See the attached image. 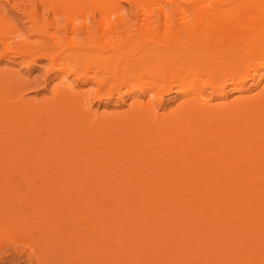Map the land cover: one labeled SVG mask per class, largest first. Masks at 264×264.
I'll return each instance as SVG.
<instances>
[{"label": "bare ground", "instance_id": "1", "mask_svg": "<svg viewBox=\"0 0 264 264\" xmlns=\"http://www.w3.org/2000/svg\"><path fill=\"white\" fill-rule=\"evenodd\" d=\"M5 1L10 4V0ZM71 2V9L97 12L104 22L103 34L112 33L114 43L106 46L102 57L85 59L95 47L90 25L85 28L86 36H77V27L72 26L73 36L64 39L70 51L64 58L54 54V48L62 42L56 36L44 44L26 46L22 37L26 28L16 38L22 47L12 52L13 15L4 11L0 0V59L10 53L18 54L22 64L26 59L28 64L37 57L47 58L54 68L57 60L63 61L58 68L64 72L63 81L53 101L34 103L19 94L18 100L4 107L0 115V138L16 141L13 146L8 145L10 150L0 149V158H7V163L0 160L1 170L26 171L31 167L23 165L33 162L28 161L29 155L22 157L26 160L22 165L18 162L22 159L14 155L22 153L21 142L25 140L21 138H33L38 129L44 130V123L37 125L32 116L45 113L50 123L62 128V135L57 137L61 139H53L52 143L50 138L55 135H51V142H46L48 147V143L55 147L59 142V153L58 148L56 154L46 150L37 155L43 167L41 156L52 166L41 171L44 179L49 176L55 183L51 184L72 189L77 205H83L80 211L86 212L82 230L86 235L81 238L75 233L76 241L69 237L64 245L59 242V252L64 247L66 259L67 254H77L78 263L73 259L76 264H264V0ZM124 3L128 4L127 9ZM128 14L135 21L141 19L149 29L158 30L163 25L165 32L172 30L160 38L142 39L136 60L148 69H141L144 73L139 76H128L119 70L126 46L113 31L117 24L114 21L121 25L128 20ZM35 17L30 16L31 30L37 26ZM93 23L96 30L100 29L99 23ZM73 61L86 66L83 77L88 76L87 67L95 62L106 71L113 62L117 64L107 71L111 73L108 77L118 82L113 89L119 90L122 83L140 81L143 96L159 88L168 93L175 86L190 98L171 115L158 113L160 101L156 107L133 106L128 116L111 121L90 116L88 109L78 114L63 107V100L73 94V87L66 80L69 74L76 76L77 69L67 70L65 66ZM208 75L209 80H203ZM17 76L0 71V95L8 89L13 94L25 90L27 82ZM249 82L259 88L257 92L248 93ZM206 85L210 87L208 92ZM228 91L240 95L227 101ZM16 122L26 126L23 137L22 129L17 136L9 135L8 128ZM112 129L116 134L109 133ZM43 134L44 131L38 133L40 137ZM153 139L160 140L161 145L152 150L149 144ZM165 139L174 142L167 143ZM42 141L44 144V138ZM98 142H103L104 149ZM5 152L10 154L1 157ZM83 187L92 188V198L81 195ZM132 188L140 193H136L138 199L128 197L125 190ZM98 190L108 195L106 202L100 199ZM162 190H171L172 197L160 195ZM179 196H183L182 202ZM174 210L179 211V218H185L182 226L171 216ZM0 213L3 217V208ZM206 219L212 225L206 227ZM91 235L100 241L97 243ZM186 237L194 242L185 241ZM211 240L216 241L214 246ZM61 252L56 256H61Z\"/></svg>", "mask_w": 264, "mask_h": 264}, {"label": "rangeland", "instance_id": "2", "mask_svg": "<svg viewBox=\"0 0 264 264\" xmlns=\"http://www.w3.org/2000/svg\"><path fill=\"white\" fill-rule=\"evenodd\" d=\"M1 4L5 7V12L8 11L13 15V34L15 35V38L12 40V46H14V50L12 52H14L17 48L22 47V44L16 38L20 36V32L24 28H26V33H23L22 37L26 39V46L28 47L36 44H44L47 41H50V39L54 36L60 38L62 42L56 48H54L57 52H55V50L51 51L52 55L53 51L56 55L58 53L61 54L59 58H64L70 53V51L68 50V44L65 43L64 39L73 36V25H76L77 27V30L75 32L77 36H86L85 28H87V25L91 26V40L94 41L95 47L92 51H89V57L85 59L102 57L106 50V46L108 44L114 43L112 33L108 35L103 34L105 29V27L103 26L104 22L102 21V19L100 21V16L98 13L93 10L85 13L84 11L79 9H71V0L58 1L56 3L52 2L51 0H44V2L42 0H10V4H7L5 0H1ZM123 5L125 8L128 7V4L126 3H124ZM51 6H54L53 10L50 9ZM31 15H35V19L37 21L36 28H33L32 30L30 27ZM92 16L94 17V19L92 18ZM131 16L133 18L130 17V15L129 18L131 19L128 18V20L130 21H126L125 19V21L120 22L121 25L118 24V21H114L117 22V24L115 23L117 26L114 25L115 27L113 30L118 36H120V38L124 40L125 44L123 46H126L124 47L125 54L119 64V70H124L128 76L137 74L141 75L142 73H144V71L141 69H148V66L146 64L140 63L136 60V58L140 54L139 49L144 43L142 42V39L145 37L160 38L162 36H165V34L168 35V33L172 32V30L170 29H168L170 30V32H165V30L167 29L163 25L161 26L162 28L160 27V29L158 30L149 29L141 19H137L138 21H135L134 16ZM83 17L86 18V21ZM84 22H87V24H83ZM93 22H95V24L99 23L101 27H98V25L97 27L100 29L96 30V25H94ZM64 26H66V30H63ZM175 28L176 27L172 29L174 30ZM106 36H108L109 39H107ZM89 38L90 37H88V39ZM1 48L2 45L0 42V49ZM27 60L28 59H26V62H28ZM26 62L22 64L23 61L19 59L18 54L16 55L13 53H10L8 54V56H4L0 59V71L10 72L14 75L17 73L19 77L24 78L25 82H27L26 88L22 93L20 90H18L13 94L12 90L8 89L5 95H0V115L4 112V107H9L14 100L15 102L18 100L17 96L19 94L23 97L24 100L27 99L31 102L39 104H47L53 101L56 95H58L57 91L60 88V83L61 81H63L62 76L64 75V72L59 71L58 68L61 67L60 63H62L63 61L61 59L57 60L55 62L57 63L55 65V68L54 65H52L53 67L49 66L52 63L47 58L37 57L33 62H29L28 64ZM83 65L77 64L76 61H73L70 65L65 66L68 68L67 70L77 69L76 76L80 77L84 72V68L86 67H84ZM111 65L113 66L117 64L113 62ZM111 65L109 67L113 69L116 68V66L112 67ZM49 68L54 69L50 70ZM111 68L109 70H111ZM107 71L104 69H100L98 67V62H95L87 67V77L81 76L79 79H76V76H70L69 74L66 81H68V83L73 87V94L72 97L63 100V107L70 108L73 112H76L78 114L83 111L85 112L86 109H88L90 116L92 115L94 118L97 116L101 120L102 118H106L107 120L104 121H111L129 114L128 112L132 109L133 106L135 107L136 105L138 106L140 104H145L144 106L149 105L151 107H156L159 101L160 109H158V113L171 115L178 110V107L181 103L190 98L183 92L178 91L175 86H173V91L168 93H163L162 89L159 88L157 91H153L149 95L143 96L139 91L140 86L138 82L140 81H135L132 83H122L121 87H119V90L114 88L116 89V91H114L113 86H115V84L118 82L116 81V79L108 77V75L111 73H108ZM93 72L96 73L95 78H92L94 77ZM205 79L209 80V75L206 76V78H203V80ZM14 80H16V78H14ZM135 80H140V78H135ZM206 84H208L207 81ZM207 86L209 85H206V87ZM247 87H249L248 93L250 94L257 92L259 89L258 87L250 86V82L247 84ZM111 89H113V91L110 93V96H108V93L109 91H111ZM208 89L210 90V87L206 88V92L209 91ZM239 95L240 93L238 92L228 91L227 101H230L231 99ZM98 97H100V99H98ZM31 119L33 120L32 122L36 123L37 125L44 123V130L38 129L33 138H21L25 140L21 142L23 144V148L21 149L22 153H20L21 155L13 154L14 158L16 159V156L22 159V157L24 158V156L29 155L30 157L28 156V161L33 160V162L23 164L26 161L25 159H22V162L20 160L18 162L21 163L20 165L23 164L25 166L31 167L29 169H26V171L24 169L17 168L3 170L0 169V209L3 208V210L5 211L3 217H1L2 214L0 213V264H65V262L66 264H70L71 261V264H76L78 263V261H76L78 259V255H73V253L72 255L67 254L68 259H66V257H64V247L62 249V252L60 251L62 254L60 255L62 257L56 255H59L60 253L58 248H60L61 244L66 243L63 242L64 240L69 241L70 237L71 240L76 241L77 239L75 240L74 237L76 238L77 235L81 238L83 237V235H86V233L82 231L85 227L84 221L86 220H84V217L86 216V212L80 211L83 205L81 207L77 205L78 200L75 199L76 194H73L72 189L69 190L70 188H67L66 186L64 187L61 184L53 185L55 183L52 182L53 180L51 178H48L49 176L47 177V179H44V172L41 171H44L45 169H51L52 166L50 164H47L48 162L44 159V156H41L44 161L43 167L41 165L42 160L40 162V156L37 155H43L42 153L46 150L47 152L52 154L57 153L59 142L57 143L56 141V149L54 147L55 144L53 145L48 143V147L46 142L49 141L48 137L51 135L55 136L53 138H50V140L61 139L57 137H60V135H62V128L53 123H50V120L48 121L45 113L44 115H34L31 117ZM22 120L26 121V118H22ZM21 129L23 132V137L26 126H23L20 122H16V124L12 123V125L8 128V130H10L9 135L17 136L18 132H20ZM42 131H44V134L40 137L38 133ZM109 133L116 134L114 129H112ZM42 138H44V144ZM54 140L52 141V143H55ZM164 141L167 143L174 142L173 139H165ZM14 142H16L14 138H0V149L7 148L6 150H10L9 146H13ZM98 144H101V148L103 142H98ZM160 145V140L153 139L149 144V147L153 150ZM61 149L64 150V148ZM59 151L60 148L58 149V153ZM9 154L10 152H5L1 155V157H5ZM31 155L36 157L34 158ZM37 156L39 158V161L35 160ZM6 159L7 158H0V160L4 161V163H7L5 162ZM40 165L42 166L41 170H39ZM90 189L92 188L83 187L80 191L81 195H84L86 197L88 196L89 199L92 198L89 197L91 192ZM134 190L132 188L129 191H125H127L129 198L133 196L132 198L134 199L135 196V199H138V197L136 198V196L139 192H137V189L135 191ZM102 191L98 190L97 194L103 202H106V198L108 195H103L101 193ZM139 191L141 192V189ZM143 192L145 193L146 191ZM162 192L160 193V195L162 194L163 196L169 198L172 197L171 190H162ZM97 194L96 197H98ZM157 194L159 193H156L155 195L157 196ZM178 199L180 200V202H182L183 196H179ZM170 214L171 216H173V219L179 222L180 226H182L186 222L184 217L179 218V211L177 212V210H174ZM79 220L82 222V225H79ZM209 225H212V222L209 223L208 219H206V227ZM75 233L77 235H75ZM93 235H91L93 238H95L93 240L97 241L100 239L99 237L98 239H96V236ZM140 239L143 240V237H141ZM184 240L189 243L194 242L193 238L190 237H186ZM184 240H182V242ZM99 241H97V243ZM211 241L212 245L214 246L216 244V241ZM182 242L177 244L180 245L182 244ZM53 243L55 244V247H53ZM65 248L67 250L68 244ZM74 256H76L77 258ZM62 258L63 261H67L63 263L61 261ZM73 259H76L74 261L76 263L73 262Z\"/></svg>", "mask_w": 264, "mask_h": 264}]
</instances>
